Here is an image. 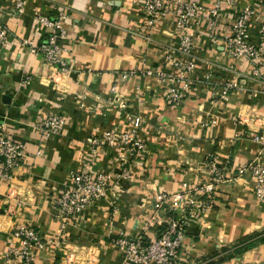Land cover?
I'll return each instance as SVG.
<instances>
[{
    "label": "crops",
    "instance_id": "0c3cea01",
    "mask_svg": "<svg viewBox=\"0 0 264 264\" xmlns=\"http://www.w3.org/2000/svg\"><path fill=\"white\" fill-rule=\"evenodd\" d=\"M0 2V22L9 32L0 58V131L4 127L26 149L11 180L0 178V264H19L15 258L5 260L8 246L16 244L10 231L18 222L31 224L46 242L35 251L34 264H62L71 247L84 250L76 264H121V251L112 244L119 231L143 232L157 190L175 191L182 182L206 180L205 163L211 161L224 164L230 179L218 187L206 218L187 228L180 264L260 260L264 241L246 246L264 236V203L255 198L251 176L236 172L239 164L258 156L260 145L252 135L264 136V92L259 78L251 76V63L227 54L223 41L209 38L206 23L201 24L186 58L198 62L194 72L186 74L193 84L179 103L170 104L162 95L165 84L144 76L142 70L157 67L178 73L164 62L179 42L174 15L148 28L140 0H26L20 16L5 12L13 0ZM247 3L264 12V0H234L219 15L218 35L228 32L234 15ZM37 10L65 14L61 44L70 72H56L22 44L24 38L41 39L32 16ZM256 32L253 24L249 41H256ZM125 70H137L120 91L126 110L142 119L139 135L147 147L125 164L131 179L116 186L120 194L112 204L115 210L103 201L61 227L53 205L70 170L115 177L123 168L121 148L96 146L90 140L107 130L129 129L122 111L106 102L112 73ZM259 73L264 77V67ZM25 76L31 77L28 85L22 84ZM244 82L246 89L233 90ZM228 83L232 93L211 101V91L218 93ZM54 113L63 117V124L58 133L43 137L37 126ZM155 232L151 225L145 233Z\"/></svg>",
    "mask_w": 264,
    "mask_h": 264
},
{
    "label": "built area",
    "instance_id": "2783aa9c",
    "mask_svg": "<svg viewBox=\"0 0 264 264\" xmlns=\"http://www.w3.org/2000/svg\"><path fill=\"white\" fill-rule=\"evenodd\" d=\"M204 3L203 0H140L148 28L168 14L176 18V28L179 31L178 46L171 49L164 62L171 63L178 69V73H168L164 68L157 67H146L142 70L144 76L155 78L158 82L165 84L162 95L169 103H179L193 84L194 80L186 74L194 72V64L186 58L191 56L194 31H197L199 25L206 23L207 36L215 40L212 26L226 6L233 5L234 0H211L208 5ZM25 5L26 0H13V4L5 12L20 16ZM32 16L36 33L40 34L41 39L36 41L24 38L22 44L28 47L30 54L42 57L55 70L65 71L69 67L61 44L66 37L63 26L65 14L53 16L37 10ZM253 24L257 26L255 42L248 39L250 27ZM8 34V29L0 22V58L1 47ZM222 38L225 51L233 57L246 59L254 65L255 72L252 73L260 77L258 83L264 92V77L257 72V67L264 60V12H257L251 3H247L234 15L230 32L222 35ZM136 71L125 70L112 73L107 100L117 103L121 110L126 109V103L120 99V86ZM30 83L31 77L25 76L22 84ZM230 88L231 84L228 83L218 93L212 90L211 94L226 95ZM124 116L130 123L128 131L106 132L90 140V143L96 146L121 148L125 153L121 157L123 168L115 177L105 172L94 174L88 170H70L69 180L59 190L53 205V213L60 220L61 227L69 222H76L88 208L99 205L103 201L112 206L120 194L116 189L119 180L130 181L131 172L125 164L142 152L146 144L139 135L142 119L130 112H125ZM62 124L63 117L54 113L44 117L37 128L43 137H49L58 133ZM253 140L260 145L258 156L250 162L239 164L236 172L238 176L244 173L251 176L255 198L259 202H264V159L261 158L264 151V136L254 134ZM25 154V144L7 134L5 128L1 126L0 178L10 181L13 169L21 164ZM206 168L209 177L204 181L182 182L178 190L170 192L165 189L157 190L153 200L154 211L144 228L146 232L149 226H156V232L152 236H147L144 231L136 234L119 231L112 244L121 251V264H180L183 258L180 249L187 228L206 218L208 211L216 203L218 187L230 179L224 164L217 165L211 161L206 163ZM112 208L116 209L115 204ZM10 236L16 239V244L8 246L5 253L6 261L15 258L19 264H34L35 251L46 246L39 231L25 222H18L13 226ZM73 259V253H65V263L72 264Z\"/></svg>",
    "mask_w": 264,
    "mask_h": 264
},
{
    "label": "rangeland",
    "instance_id": "374dc122",
    "mask_svg": "<svg viewBox=\"0 0 264 264\" xmlns=\"http://www.w3.org/2000/svg\"><path fill=\"white\" fill-rule=\"evenodd\" d=\"M1 1V0H0ZM0 5H1V2H0ZM25 10H26V6H25V8H24V11H23V13L25 12ZM22 13V14H23ZM22 14H20V15H22ZM218 18H219V16L216 18V20H215V23H214V25L212 26V28H213V35H215L216 36V40L217 39H220V40H222L223 41V38H222V35L220 36V35H218L217 33H216V24H217V20H218ZM200 26V25H199ZM199 26L197 27V31H194V36H193V44H194V41L196 40V38H197V34H199ZM208 29V28H207ZM228 32H230V29L228 30ZM210 38V37H209ZM212 39V38H211ZM192 49H193V46H192ZM226 53L227 54H229L227 51H226ZM230 55V54H229ZM232 56V55H231ZM233 57V56H232ZM233 58H235L236 60H242V58H236V57H233ZM264 59V58H263ZM246 63H249V61L248 60H246V59H243ZM192 61V60H191ZM46 62V61H45ZM193 62V61H192ZM197 62V61H196ZM196 62L194 61L193 62V64H194V67H195V64H196ZM198 63V62H197ZM252 65V64H251ZM262 67H264V60H263V62H261V64L257 67V72H261V68ZM234 69V68H233ZM56 72H59V71H57L56 70ZM60 72H70V68L68 67V69H66L65 71H60ZM251 72H255V67H254V65H252V67H251ZM169 73V72H168ZM189 74V73H188ZM251 76H256L257 78H260V77H258L257 75H255L254 73H251ZM247 88V82H244V83H242V85L241 86H237V88H234L233 90H243V89H246ZM189 89V88H188ZM233 90H230L226 95H216V94H211L210 93V99H211V101H216V100H218V99H226L227 97H228V94H230V93H232V91ZM120 93H121V91H120ZM186 94V93H185ZM120 99H122V100H124V97H123V94L121 93V96H120ZM183 99V98H182ZM125 101V100H124ZM106 102H108L109 104H113V105H116L117 107H118V105H117V103H113V102H109L108 100H107V97H106ZM167 102V101H166ZM126 103V102H125ZM169 103V102H168ZM170 104H173V103H170ZM119 108V107H118ZM120 109V108H119ZM126 109H127V104H126ZM121 110L122 111V115H123V117L125 118V116H124V114H125V112H130V111H128V110ZM131 114H133V115H135V116H137L136 114H134V113H132V112H130ZM255 114V113H254ZM254 114H252V115H254ZM244 116V115H243ZM251 117V116H250ZM126 119V118H125ZM129 129H130V127H129ZM128 129V130H129ZM128 130H126V131H128ZM139 130L141 131V128H139ZM112 131H114V132H117L116 130H113V129H111V130H107V131H104L103 133H106V132H112ZM157 131V130H156ZM162 131H164V129L162 130ZM121 132H125V131H121ZM165 132V131H164ZM118 133H120V132H118ZM167 136H168V134H167ZM177 138H179V136H177ZM252 140H253V135H252ZM174 139V138H173ZM175 141H176V138H175ZM147 147V146H146ZM146 147H145V149H146ZM144 149V150H145ZM207 163V162H206ZM205 163V164H206ZM123 179H121V180H119V182H121ZM116 182H118V181H116ZM118 182V183H119ZM225 183V182H224ZM164 189V188H163ZM166 190V189H165ZM219 188L217 189V193L219 192ZM167 191H169L170 192V190H167ZM217 197H218V195H217ZM261 203H264V202H261ZM153 211H154V209H153ZM258 233H255L254 234V236L255 235H257ZM264 238L263 237H257V238H254V239H252V244H254L255 243V245L256 246H259V245H261V244H263V240ZM82 251H84L83 249L81 250V248H79V247H71L70 249H67V251H66V254H70V253H73V256H74V259H73V262H72V264H76V262H79L80 261V259H81V257H80V255L82 254ZM88 252V251H87ZM85 254V253H84ZM259 259L260 260H253V262H251L250 260H249V257H248V259H247V261H249V263H247V264H250V263H252V264H264V253H261V255H259ZM63 262H64V258H63ZM81 262V261H80ZM62 264H68V263H62Z\"/></svg>",
    "mask_w": 264,
    "mask_h": 264
},
{
    "label": "trees",
    "instance_id": "16d2710c",
    "mask_svg": "<svg viewBox=\"0 0 264 264\" xmlns=\"http://www.w3.org/2000/svg\"><path fill=\"white\" fill-rule=\"evenodd\" d=\"M262 237L264 238V236H262ZM263 240H264V239H263ZM251 242H252V241H251ZM251 242H250L249 244H247V246H246V247H249V246H251V244H252ZM239 250H240L239 252H241V251H242V248H241V249H239Z\"/></svg>",
    "mask_w": 264,
    "mask_h": 264
}]
</instances>
